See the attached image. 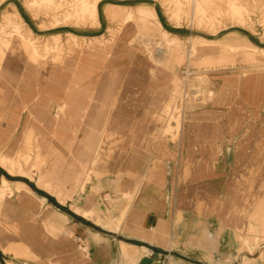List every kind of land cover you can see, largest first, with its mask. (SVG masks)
Masks as SVG:
<instances>
[{"label": "crops", "instance_id": "crops-1", "mask_svg": "<svg viewBox=\"0 0 264 264\" xmlns=\"http://www.w3.org/2000/svg\"><path fill=\"white\" fill-rule=\"evenodd\" d=\"M102 49L97 85L84 86L83 70L102 53L71 60L74 91L66 59L1 61L0 211L18 218L0 264H264V186L253 182L264 179V140L245 138L248 113L259 130L264 94H233L225 81L217 105L173 139L162 119L170 74ZM248 173L246 193L236 180Z\"/></svg>", "mask_w": 264, "mask_h": 264}, {"label": "rangeland", "instance_id": "rangeland-1", "mask_svg": "<svg viewBox=\"0 0 264 264\" xmlns=\"http://www.w3.org/2000/svg\"><path fill=\"white\" fill-rule=\"evenodd\" d=\"M94 1L0 0V65L15 53L33 62L66 59L68 90L74 91L71 60L83 51L103 54L92 73L83 70L84 86L103 80L107 51L102 48L137 52L153 64V76L158 70L171 76L162 119L164 135L173 139L199 107L217 105L225 81L233 94H264V0H97L95 14L82 9ZM261 118L253 131L249 124L256 120L248 113L245 138L264 140ZM257 150L264 155V146ZM257 181L264 186V179L253 180L255 186ZM236 182L249 192V173ZM17 218L16 211H0V249L9 248L15 234L10 225Z\"/></svg>", "mask_w": 264, "mask_h": 264}, {"label": "bare ground", "instance_id": "bare-ground-1", "mask_svg": "<svg viewBox=\"0 0 264 264\" xmlns=\"http://www.w3.org/2000/svg\"><path fill=\"white\" fill-rule=\"evenodd\" d=\"M83 10H91L93 12V14H95L96 10H97V0H95L90 6L88 4H84L83 7H82ZM257 48V47H255ZM264 50V49H262ZM237 73V72H235ZM170 93V92H169ZM38 105V104H37ZM40 105V104H39ZM35 109V108H34ZM48 109V108H47ZM47 109H45L47 111ZM35 114V113H34ZM37 117V116H36ZM42 117V116H41ZM34 119V118H33ZM39 120V119H38ZM41 121V120H40ZM34 123V122H33ZM31 126H35V125H31ZM36 128V127H34ZM35 130V129H34ZM43 130V129H42ZM42 133L44 134V131H42ZM48 134V133H47ZM45 135V134H44ZM53 135V134H52ZM2 164L5 165V162H3ZM9 169L11 172H14V168L13 166H10L9 165ZM41 170V169H40ZM42 174V173H41ZM5 178V177H4ZM38 183L41 185V186H45L47 187V185H45V182H44V176H40V178L38 179ZM3 188L0 190V193H4L5 190L9 189V183L6 181V180H3ZM14 190V189H13ZM17 224V223H16ZM9 227V226H8ZM13 227V226H11ZM16 228V227H15ZM19 232V231H18Z\"/></svg>", "mask_w": 264, "mask_h": 264}, {"label": "water", "instance_id": "water-1", "mask_svg": "<svg viewBox=\"0 0 264 264\" xmlns=\"http://www.w3.org/2000/svg\"><path fill=\"white\" fill-rule=\"evenodd\" d=\"M154 259L152 258H143L139 264H161V263H153Z\"/></svg>", "mask_w": 264, "mask_h": 264}]
</instances>
